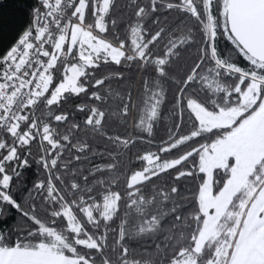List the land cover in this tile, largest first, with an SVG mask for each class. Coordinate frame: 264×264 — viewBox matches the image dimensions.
I'll return each instance as SVG.
<instances>
[{"label":"snow or ice","instance_id":"1","mask_svg":"<svg viewBox=\"0 0 264 264\" xmlns=\"http://www.w3.org/2000/svg\"><path fill=\"white\" fill-rule=\"evenodd\" d=\"M0 264H264V0H35L0 54Z\"/></svg>","mask_w":264,"mask_h":264},{"label":"trees","instance_id":"2","mask_svg":"<svg viewBox=\"0 0 264 264\" xmlns=\"http://www.w3.org/2000/svg\"><path fill=\"white\" fill-rule=\"evenodd\" d=\"M123 2L124 0H121V3ZM34 3L35 0H0V54L6 52L18 39L19 33L30 20V12ZM220 46L230 47L228 42L222 38ZM185 55L187 56V53ZM79 102L75 101L71 107ZM33 151L35 152L36 149L34 148ZM26 175L30 184L36 176L35 169L29 170ZM8 224H11V221H8Z\"/></svg>","mask_w":264,"mask_h":264}]
</instances>
